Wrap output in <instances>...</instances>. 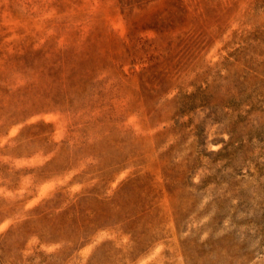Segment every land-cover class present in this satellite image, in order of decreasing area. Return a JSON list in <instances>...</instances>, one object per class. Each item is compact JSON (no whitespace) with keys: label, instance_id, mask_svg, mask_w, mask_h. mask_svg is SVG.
Instances as JSON below:
<instances>
[{"label":"rangeland","instance_id":"1","mask_svg":"<svg viewBox=\"0 0 264 264\" xmlns=\"http://www.w3.org/2000/svg\"><path fill=\"white\" fill-rule=\"evenodd\" d=\"M0 264H264V0H0Z\"/></svg>","mask_w":264,"mask_h":264}]
</instances>
